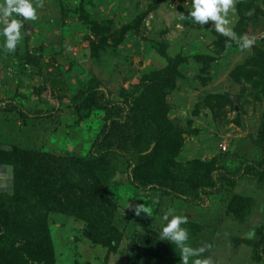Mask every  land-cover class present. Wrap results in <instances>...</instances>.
Segmentation results:
<instances>
[{
	"label": "rangeland",
	"instance_id": "obj_1",
	"mask_svg": "<svg viewBox=\"0 0 264 264\" xmlns=\"http://www.w3.org/2000/svg\"><path fill=\"white\" fill-rule=\"evenodd\" d=\"M32 2L38 19L23 20L24 38L16 51L4 49L0 37V103L15 100L35 115L58 108L45 118L24 117L21 107L0 110V150L53 158L52 174L66 169L57 158L87 156L106 113L96 106L78 110L69 98L100 86L147 118V130L153 128L148 140L133 137L125 148L138 160L141 177L184 191L209 181L212 170L235 172L246 161L264 160V87L240 85L231 77L238 66L264 58V0H235L230 10L228 26L255 39L245 50L216 32L214 21L201 26L181 20L189 15L191 0ZM217 95H228V102ZM106 166L98 168L97 196L91 194L83 216L39 210L37 200L24 203L21 197V205L40 211L34 221L47 224L49 238L24 237L11 231L13 215L5 223L0 218V264H182L180 250L159 237L169 209L187 217L182 227L189 230L188 243L206 249L200 259L264 264L255 260L264 240V187L258 176L227 182L201 206L139 190L122 158L112 156ZM16 172L0 165V193L16 195ZM140 203L151 216L136 215ZM27 219L32 217L24 224ZM108 229L112 242L102 238Z\"/></svg>",
	"mask_w": 264,
	"mask_h": 264
},
{
	"label": "trees",
	"instance_id": "obj_2",
	"mask_svg": "<svg viewBox=\"0 0 264 264\" xmlns=\"http://www.w3.org/2000/svg\"><path fill=\"white\" fill-rule=\"evenodd\" d=\"M231 77L237 84L241 85L242 83L251 82L256 88H263L264 58H260V60H249L247 63L238 66L231 73ZM217 98L222 103L228 102V95H217ZM69 103L78 110H86L87 108L96 106L106 113L105 125L92 144L87 156L68 157L65 159L57 158V161L60 160L61 162H65L67 166L75 167L74 170L73 168L66 167L64 164L63 167L66 168L65 170L52 174V169L49 164L50 159L52 160L53 158H32L36 153H29L23 150H13L10 152L0 150V165L9 166L10 169L14 167L17 170L16 176L14 175V190L17 189L16 195L13 197L10 196L9 191L0 193V218L5 223L12 220L13 215L14 224L12 225L11 231L15 233L21 232L24 237L33 236V234L38 233L39 235H43L42 239L49 238L50 231L48 230L47 224L41 225L39 222L34 221L35 216L40 212L39 210L46 209L48 212L64 211L66 213H76L83 216V211L86 212L91 207V194L97 196L95 192H97L99 180L98 168L106 166L108 158L112 156L122 158L128 163L129 180L139 190L144 192H164L201 206L208 203L207 201H209L211 194L223 190L227 182L235 184L247 175L258 176L261 186L264 187V160L246 161L235 172L226 167L212 170L209 173V181L194 182L191 188L184 191L170 187L156 179L141 177L138 160L125 148L128 140H132L133 137L141 139L142 141L148 140L147 135L151 136L153 132L152 126L150 131L147 130L148 124H150L149 120L144 118V116L140 117L135 114L134 107L127 102L112 99L109 92L100 86L90 87L79 95L69 98ZM18 107H21L20 113L24 117L34 116L40 118L50 117L58 108L55 107L53 111H39L35 115L25 107L23 108L21 105H18L15 100L0 103L1 111L17 109ZM144 129L146 133L143 131ZM65 160L69 161V163H66ZM77 191L82 194V197L84 195L86 197L82 200V197L75 194ZM35 193H37V197L40 199L36 198ZM21 197L26 198L24 203L27 200H37L40 203V205H36L39 210L34 209L35 207L21 205L19 203ZM45 198H48L46 204L43 202ZM86 198L87 202L85 201ZM97 198L101 199V196ZM233 208L234 206L232 205L230 210H234ZM29 215L32 219H27L28 223L24 224V219ZM98 221L102 224L101 219ZM99 223L95 224L96 227L99 226ZM114 229L117 232V229ZM102 238L104 242L114 241L112 240V234L109 229L107 233L105 232L103 234ZM256 254L255 260L257 262L264 261V240L258 243ZM42 255H46V252L43 251L42 254H39V256ZM48 264H51V262H48Z\"/></svg>",
	"mask_w": 264,
	"mask_h": 264
},
{
	"label": "clouds",
	"instance_id": "obj_3",
	"mask_svg": "<svg viewBox=\"0 0 264 264\" xmlns=\"http://www.w3.org/2000/svg\"><path fill=\"white\" fill-rule=\"evenodd\" d=\"M235 6V0H191L189 15H181V20L194 21L203 26L209 20L214 21L215 31L229 38V42L235 41L241 50L250 49L255 39L247 34L238 35L231 27L229 13ZM15 14L16 18H13ZM249 15L252 12L248 13ZM22 18V19H20ZM38 19L37 8L32 0H3L0 3V37H3L2 47L8 52H15L17 45L23 40L21 28L23 20L36 21ZM155 203H159L157 198ZM136 215L146 213L152 215L144 203L135 208ZM162 227L159 232L161 240L171 242L180 250L182 264H210L207 259H200L201 254L206 251L204 247L194 248L188 241L189 230L182 225L188 223L186 216L173 215L169 209L162 217ZM196 258V259H193Z\"/></svg>",
	"mask_w": 264,
	"mask_h": 264
}]
</instances>
